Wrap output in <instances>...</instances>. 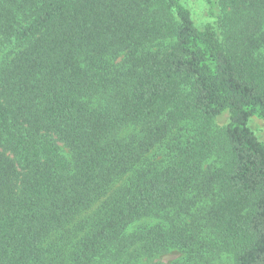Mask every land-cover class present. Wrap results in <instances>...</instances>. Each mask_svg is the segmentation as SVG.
Returning a JSON list of instances; mask_svg holds the SVG:
<instances>
[{
  "label": "trees",
  "instance_id": "16d2710c",
  "mask_svg": "<svg viewBox=\"0 0 264 264\" xmlns=\"http://www.w3.org/2000/svg\"><path fill=\"white\" fill-rule=\"evenodd\" d=\"M206 4L0 0V264H264V0Z\"/></svg>",
  "mask_w": 264,
  "mask_h": 264
},
{
  "label": "rangeland",
  "instance_id": "374dc122",
  "mask_svg": "<svg viewBox=\"0 0 264 264\" xmlns=\"http://www.w3.org/2000/svg\"><path fill=\"white\" fill-rule=\"evenodd\" d=\"M183 5L190 11L192 20L196 27L202 28L206 23L211 21L207 14V4L206 0H182ZM227 122V116H223L215 121V125L221 127L225 125ZM249 126L253 130L254 134L258 138L260 142L264 143V123L261 121H257L251 119L249 122ZM152 159H158L160 157V151L156 148L153 149L150 153V157ZM213 161L210 159L209 162ZM208 165L206 163L203 168ZM180 257V253L176 250L169 251L166 254L159 255L155 258V261L163 262L166 264H170L172 261L178 259ZM221 262L224 264V260L221 259Z\"/></svg>",
  "mask_w": 264,
  "mask_h": 264
}]
</instances>
